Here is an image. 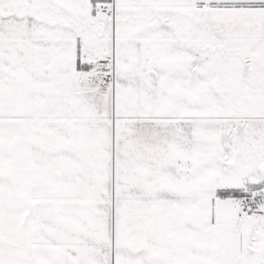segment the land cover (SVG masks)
Instances as JSON below:
<instances>
[{
    "label": "snow or ice",
    "instance_id": "obj_1",
    "mask_svg": "<svg viewBox=\"0 0 264 264\" xmlns=\"http://www.w3.org/2000/svg\"><path fill=\"white\" fill-rule=\"evenodd\" d=\"M0 264H264V0H0Z\"/></svg>",
    "mask_w": 264,
    "mask_h": 264
}]
</instances>
